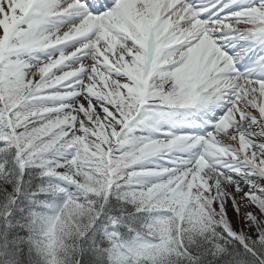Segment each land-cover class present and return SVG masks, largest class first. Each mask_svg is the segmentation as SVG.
<instances>
[{
  "label": "snow or ice",
  "instance_id": "obj_1",
  "mask_svg": "<svg viewBox=\"0 0 264 264\" xmlns=\"http://www.w3.org/2000/svg\"><path fill=\"white\" fill-rule=\"evenodd\" d=\"M0 264H264V0H0Z\"/></svg>",
  "mask_w": 264,
  "mask_h": 264
}]
</instances>
